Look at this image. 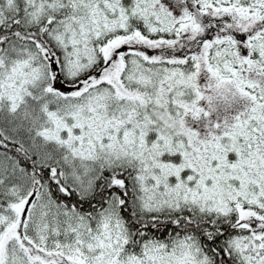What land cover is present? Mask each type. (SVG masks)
<instances>
[{
    "label": "snow or ice",
    "instance_id": "6c2138e0",
    "mask_svg": "<svg viewBox=\"0 0 264 264\" xmlns=\"http://www.w3.org/2000/svg\"><path fill=\"white\" fill-rule=\"evenodd\" d=\"M0 264H264V0H0Z\"/></svg>",
    "mask_w": 264,
    "mask_h": 264
}]
</instances>
